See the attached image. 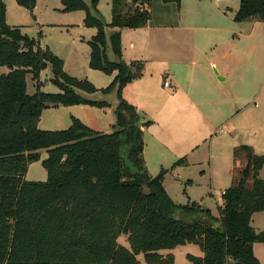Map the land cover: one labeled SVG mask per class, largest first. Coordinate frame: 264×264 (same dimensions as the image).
Masks as SVG:
<instances>
[{
    "label": "trees",
    "instance_id": "16d2710c",
    "mask_svg": "<svg viewBox=\"0 0 264 264\" xmlns=\"http://www.w3.org/2000/svg\"><path fill=\"white\" fill-rule=\"evenodd\" d=\"M61 0L63 12L82 11L84 25L96 29L88 42L90 68L114 74L111 85L99 90L88 80L68 75L62 59L48 48L7 24V7L0 0V264H174V250L199 245L202 258L187 256L188 264H261L254 245L264 243V231L252 227L254 214L264 211V155L252 146L233 151L232 185L225 191L223 207L214 217L196 202L180 205L167 193L168 170L153 177L144 158V128L138 109L123 98L129 84L140 79L142 61L123 59L122 29H140L151 20L152 0H112V20L107 24L98 10L101 0ZM31 11L37 0H17ZM180 8L182 0H161ZM236 23H264V0H240ZM117 29L110 37L106 28ZM110 46L115 56L107 57ZM52 67L51 81L58 94L28 93L27 79L39 83L40 74ZM115 94L113 132H97L72 118L66 130L38 127L49 107L88 105L106 108L79 93ZM41 162L44 182L27 181L31 164ZM187 165L186 159L175 163ZM126 236L129 248L118 243Z\"/></svg>",
    "mask_w": 264,
    "mask_h": 264
},
{
    "label": "rangeland",
    "instance_id": "374dc122",
    "mask_svg": "<svg viewBox=\"0 0 264 264\" xmlns=\"http://www.w3.org/2000/svg\"><path fill=\"white\" fill-rule=\"evenodd\" d=\"M4 1L7 7L6 21L9 26L18 27L24 35L34 39L42 49L48 48L53 54H55L54 51L56 50L55 52L62 56L70 55V59H67L66 64L67 69L73 75L65 71L68 75L79 80H88L99 90L105 89L111 85L114 80V74H106L102 71H96L90 68L89 55H91V50L88 42L91 38L83 34L82 31H84L85 28H83L80 23H76V26H80L81 28L75 26L69 29L66 27L42 26V22H52L50 13L44 12L43 7H38L31 11L20 6L17 0ZM56 1L58 5L61 3L60 0ZM85 1L87 4H90L89 0ZM111 3L112 0H101L100 16L106 23L109 21L111 15ZM222 3L229 8L228 10H232L233 12H236L240 6V0H223ZM129 6H131V8H137L139 4L130 2ZM151 11L152 22L154 24H159L163 20H165V22L168 20L172 21V19L176 17L177 6L175 4H164L161 0H153L151 3ZM232 25L236 32L230 36V43L225 46V54L246 55V57L240 67L236 65H230L229 67L230 84L226 91L229 95V106L224 107L226 113L217 117L212 113L217 106L213 107V104L208 102V104L202 107L203 114L198 116L191 109L187 114L189 115L191 113L192 117L188 120H186V117L182 118L176 125H170L168 119L166 120L157 116V109L146 111L147 113L143 117L144 121H150L152 123L147 127L148 134L146 138L148 144L147 157L149 158L150 169L155 174L154 177L160 174L162 169L168 170L165 175L164 185L175 203L187 205L189 200H196L203 208H208L215 214L219 213L218 202H221L222 193L225 192V182H217L214 184L211 180L209 164L211 142L214 140L213 154L215 158H217L219 153V157L224 159L227 140H230V138L237 133L236 137L238 139L256 145L257 150L261 152L260 154L264 155V23L246 22L245 24L234 23ZM107 29L108 28H106V33H109ZM200 33L205 40V34L203 32ZM80 35L82 36L80 38L83 39V44L81 43V46L74 48L76 45L75 43H79L76 41ZM72 49L75 51L73 52ZM83 49H85L86 52H84ZM77 55L87 56L74 60L77 59ZM107 55H110V60H115L112 56L113 53L110 46L108 47ZM201 64L205 72L210 70L208 63L204 64L203 62ZM8 72L9 69L7 67H0V76ZM52 78L53 73L50 65L40 74L38 85L31 77H28V93L34 94L38 92V90L42 93H60L61 89L51 81ZM250 81L253 82V87L245 86V84ZM205 94L207 95L208 93L205 92ZM80 95L84 97V95ZM95 96L96 98L94 99L99 100L98 98H102L103 94L98 92ZM115 96V94H112L107 99H113L115 101ZM63 111V109L60 110V112L44 111L41 127H46V123L49 122V117H51L52 114H55L57 117L62 116L68 118L66 112ZM238 113V117H240L238 120L242 121L244 125L240 131L236 130L233 124H228L225 121ZM184 116H186V114L182 113L177 117L181 118ZM112 117L113 122L110 124L115 125L116 116L114 113ZM103 126L105 125L103 124ZM69 127H65L61 130H66ZM166 127H170V131L168 130L167 132L169 134L165 139L167 150L163 148V155L160 159L158 155L160 150L158 148L157 150L154 149L152 146V139L153 136L157 137L156 131H158V129L161 130L162 128L165 130ZM227 127L231 132L230 134L225 132ZM108 128L107 130H109V133L113 132V127ZM41 152L43 154L42 160L31 164L28 168L26 175L27 181L44 182L47 180V171L41 164L46 158V153L45 151ZM181 159H186L187 165H177L174 167L175 163ZM224 173V170L220 172L214 171L215 176L218 174L224 175ZM253 223L255 228L262 230V228H264V213H259ZM118 243L129 248L126 236H121L118 239ZM254 248L259 258H261L264 263V243H256ZM163 252H166V250ZM174 254L176 258L174 264H188L185 258L184 248H178ZM138 260L140 264H146L144 255H139Z\"/></svg>",
    "mask_w": 264,
    "mask_h": 264
},
{
    "label": "crops",
    "instance_id": "0c3cea01",
    "mask_svg": "<svg viewBox=\"0 0 264 264\" xmlns=\"http://www.w3.org/2000/svg\"><path fill=\"white\" fill-rule=\"evenodd\" d=\"M134 1L136 0H128V4ZM222 2L223 0H182L180 8L177 7L176 17L172 19V21L168 20L165 22V20H163L159 24H154L151 18L148 25L144 28L121 30L124 61L126 63L142 61L145 65L142 77L126 86L123 91V98L138 109L142 116V122H146L143 119L147 113L146 111L157 109V116L166 120L168 119L170 125H176L182 118L186 117V120H188L192 117L191 113L189 115L187 114V112H190L191 109L198 116L203 114L202 107L203 105L208 104V102L213 104V107L217 106L214 108V112H212L217 117L226 113L224 107L229 106V95L226 93L230 84L229 67L230 65L240 67L243 64L246 55L225 54V46L230 43V36L236 32V30L232 27V24L236 23L234 21V16L239 9L236 12H233L232 10L230 11L228 10L229 8ZM38 7H43L44 12L46 11L50 13L52 21L47 23L42 22V26L66 27L69 29L75 27L77 25L76 23H80V25L85 28L84 31H82L84 35H87L92 39L97 33L96 29L85 27V12L78 11L65 13L63 12L64 7L62 3L58 5L56 0H37L36 8ZM98 10L101 12V2L98 6ZM149 10L152 15L151 5L149 6ZM111 20L112 12L107 24H110ZM247 22L257 23V21ZM245 23L246 22H243L242 24ZM76 27L81 28L80 26ZM107 28L109 31V33H106L108 40L110 35L114 31H117V29H112L111 27ZM200 32L205 34V40ZM80 37L82 36H78L76 42L79 43H75L76 45L74 48L81 46L80 44L83 42V39ZM72 50L73 52L75 51L74 49ZM55 51L54 53L57 54ZM83 51L86 52L85 49H83ZM56 56L60 59H64L65 71L68 74L73 75L67 69L66 64L67 59H70V55L62 56L57 54ZM86 56L87 55H77V59L74 60H78L81 59V57ZM109 56L110 55H107L108 59L110 58ZM112 56L115 59L114 54ZM110 61L114 62L115 60ZM203 62L204 64L208 63L210 69L208 72H205L204 68H202L201 63ZM212 70H214L215 73ZM167 80L171 84L170 89H166L163 86L164 82ZM246 85L253 87V82L250 81L246 83L245 86ZM205 92L208 94L206 95ZM79 94L84 95L86 99L105 101L109 104V106L106 108H97L87 105L49 107L45 110V112H60V110L63 109V112H66L68 118H64L62 116L57 117L55 114H52V116L49 117V122L46 123V127H41L43 119L42 114L38 124L39 129L45 131H58L64 129L65 127H69L72 124V118H76L94 131L109 133V130H107L109 129L108 127L114 126L110 123L113 122L112 114L115 111L117 98L115 101L113 99L108 100L107 98L112 94H103L102 98L95 100V95L98 93L94 95H87L80 92ZM182 113L186 114V116L181 118L177 117ZM238 116L239 113L226 119L225 121L228 124H233L235 129L240 131L244 125L242 121L238 120L240 118ZM103 124L105 126H103ZM168 130L170 131V127H166L165 130L162 128L161 130L158 129V131H156L157 137L153 136L152 139V146L154 149L157 150L158 148L160 150V152H158L160 159L163 155V148L167 150L165 139L169 134L167 133ZM147 132L148 129L146 127L144 128V158L149 173L154 177L155 174L150 169L149 158L147 157ZM225 132L228 134L231 133L228 127ZM236 136L237 133L235 136L233 135L230 140H227L224 151V159L219 157V153L217 158H215L213 154L214 140L210 145L209 164L211 180L214 184L217 182H225L224 191H227L232 185L233 151L235 147L240 145L252 146L258 155H263L257 150L256 145L238 139ZM156 143L158 147L156 146ZM223 170L225 172L224 175L218 174L215 176L214 171L220 172ZM260 178L264 179V167L260 172ZM189 202H196L200 204L196 200H189ZM218 203L219 208L223 207V198L221 202ZM210 211L214 217L219 216V213L215 214L212 210ZM261 213L263 214L264 211ZM258 215L259 213L254 214L252 218V227L257 233H260L264 231V228H262V230L257 229L254 227L253 223ZM178 248H184L186 259L188 255L199 258L204 256L202 248L196 244H187L177 247L174 250H167L166 252L162 251L161 254L164 256L173 254L175 257L174 252ZM254 254L260 263L264 264L261 258H259L255 248Z\"/></svg>",
    "mask_w": 264,
    "mask_h": 264
},
{
    "label": "built area",
    "instance_id": "2783aa9c",
    "mask_svg": "<svg viewBox=\"0 0 264 264\" xmlns=\"http://www.w3.org/2000/svg\"><path fill=\"white\" fill-rule=\"evenodd\" d=\"M164 88H166V89H170L171 88V84H170V82L167 80V81H165L164 82ZM226 194V192H223L222 193V197L224 196Z\"/></svg>",
    "mask_w": 264,
    "mask_h": 264
}]
</instances>
